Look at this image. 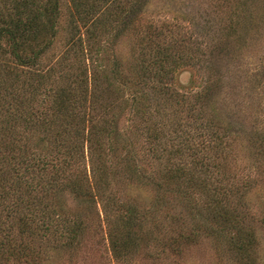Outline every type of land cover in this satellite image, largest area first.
I'll return each mask as SVG.
<instances>
[{"label":"trees","instance_id":"16d2710c","mask_svg":"<svg viewBox=\"0 0 264 264\" xmlns=\"http://www.w3.org/2000/svg\"><path fill=\"white\" fill-rule=\"evenodd\" d=\"M59 8L58 0H0V264L27 263L41 251L36 245L77 250L98 210L108 227L109 250L122 260L145 243L155 222L147 210L120 201L110 186L121 159L110 117L120 100L114 88L118 70H105L98 60L103 32H97L96 17L89 18L95 13H82L67 50L55 58ZM155 31L159 39L130 105L144 106L141 113L151 118L143 135L164 186L137 178L163 193L171 189L184 204L188 224L169 248L180 250L205 234L234 251L240 264H258L251 252L259 236L255 222L241 215L238 177L220 174L218 167L232 146L229 128L206 117L202 101L211 83L187 93L173 86L177 70L198 63L189 55L199 57L200 42L187 47ZM67 191L78 201V212L62 204ZM203 215L212 227L199 226ZM258 224L264 230V217Z\"/></svg>","mask_w":264,"mask_h":264},{"label":"rangeland","instance_id":"374dc122","mask_svg":"<svg viewBox=\"0 0 264 264\" xmlns=\"http://www.w3.org/2000/svg\"><path fill=\"white\" fill-rule=\"evenodd\" d=\"M58 3L59 19L52 50L55 58L67 50L72 26L84 19L82 13H95L89 18L96 17L93 20L97 22V32L99 35L103 32L98 60L103 69L111 71L116 65L118 70L114 88L120 100L110 117L115 122V135L119 134L121 147L116 153L121 159L110 186L120 201L147 210L148 218L155 222L145 243L117 260L109 250L108 227L98 210L89 219L91 226L77 250L44 249L36 245V250L41 247L39 254L27 263L18 264L241 263L234 251L205 234L180 250L169 248L179 228L184 222L188 224L184 204L166 184L163 193L142 181L164 186L143 135L151 118L141 113L144 106L134 109L130 105V95L140 91L141 86L137 85L143 80L140 75L146 76L142 74L144 61L147 65L154 40L159 39L155 29L187 47L195 45L191 41L200 42L199 57L189 55L190 60L198 63L177 70L173 86L187 93L211 83L202 101L208 106L206 117L213 115L219 125L229 128L227 138L232 146L226 161L218 162L220 174L238 177L235 184L240 189L236 187L234 191L238 190L242 196L241 215L255 222L259 236V246L251 254L258 264H264V230L258 224L264 217V148L260 146L264 140V0H77L76 3L58 0ZM132 5L134 9L128 14ZM157 73L154 70L149 76ZM244 179H248L247 183L241 184ZM75 199L68 191L61 196L62 204L72 213L81 209ZM198 223L207 229L211 226L205 217L198 218Z\"/></svg>","mask_w":264,"mask_h":264}]
</instances>
